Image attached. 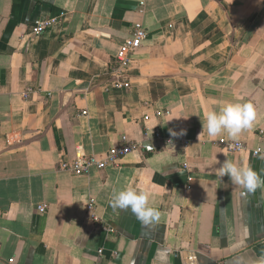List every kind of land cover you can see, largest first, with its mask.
<instances>
[{
	"label": "crops",
	"instance_id": "1",
	"mask_svg": "<svg viewBox=\"0 0 264 264\" xmlns=\"http://www.w3.org/2000/svg\"><path fill=\"white\" fill-rule=\"evenodd\" d=\"M137 25L147 38L122 69ZM226 103L254 108L241 153L226 132L200 136ZM127 143L114 166L61 168ZM226 159L264 178V0H0V264H257L264 190L232 194ZM128 186L158 222L113 209Z\"/></svg>",
	"mask_w": 264,
	"mask_h": 264
},
{
	"label": "clouds",
	"instance_id": "2",
	"mask_svg": "<svg viewBox=\"0 0 264 264\" xmlns=\"http://www.w3.org/2000/svg\"><path fill=\"white\" fill-rule=\"evenodd\" d=\"M254 119L255 112L251 103H226L219 111H209L204 114L200 136L206 132L209 137H215L226 132L228 137L235 141L238 140L243 130L251 128ZM169 134L176 137L184 135L186 132L177 133L169 129ZM216 173L220 178L229 177L234 186L232 194L236 188H240L244 190L241 195L246 198L248 195L254 194L257 189L264 190V178L251 167L238 165L226 159L216 169ZM111 206L113 209L130 211L145 226L158 222L161 216L157 208L149 205V193L137 191L131 186L114 191ZM257 264H264V257H261Z\"/></svg>",
	"mask_w": 264,
	"mask_h": 264
},
{
	"label": "built area",
	"instance_id": "3",
	"mask_svg": "<svg viewBox=\"0 0 264 264\" xmlns=\"http://www.w3.org/2000/svg\"><path fill=\"white\" fill-rule=\"evenodd\" d=\"M58 23V18L37 21L34 27V31L37 34H41L47 30L52 29L53 27L58 25ZM146 38L147 33L144 27H142L141 25H137L134 30V35L124 45H122L120 52L117 56L118 63L121 65L122 69H127L129 67V54L132 53L135 49L139 48ZM115 86H117L118 88H129L130 84L119 82L116 83ZM157 115L161 117L162 112H158ZM144 120L149 121L150 118L146 116ZM155 137L161 140V135L159 133H155ZM169 141L170 140H168V143H171ZM220 144L227 153H241L246 150V147L243 143L221 140ZM137 148L138 147L135 144L127 143L123 146H117L115 148H112L104 157H98L94 155L87 157L84 154H81L78 155L73 161L62 163L61 168L76 176H82L88 174L89 171L93 168L104 169L107 166L116 165L119 160L123 159L126 155L135 151ZM259 153L260 150L253 151V155H258ZM46 209V206L39 207V210L42 212H45ZM87 210L90 213L92 219L95 222H99V218L95 213L96 204L94 200H92L89 205H87Z\"/></svg>",
	"mask_w": 264,
	"mask_h": 264
}]
</instances>
